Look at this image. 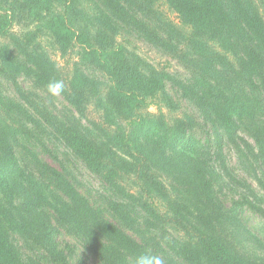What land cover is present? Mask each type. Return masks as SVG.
<instances>
[{
    "label": "trees",
    "instance_id": "16d2710c",
    "mask_svg": "<svg viewBox=\"0 0 264 264\" xmlns=\"http://www.w3.org/2000/svg\"><path fill=\"white\" fill-rule=\"evenodd\" d=\"M157 1L0 0V38L8 39L0 43V76L16 83L24 73L39 85L62 80L63 97L81 117L89 107L100 112L99 122H62L61 133L107 183L101 193H85L72 175L22 146L34 136L28 124L41 125L0 90V264H70L48 211L83 235L102 264H134L145 249L165 264H264L236 245L244 206L264 220V197L252 189V200L240 193V201L226 207L223 195L240 185L225 152L231 143L242 144L239 130L251 135L255 145L243 146L262 170L258 182L264 179V17L252 0H165L189 27L178 37L195 71L176 85L203 118L201 140L191 131L192 117L173 113L166 92L171 76L116 39L129 30L170 45L144 12ZM23 15L27 25L14 30ZM52 53L70 59L62 65ZM161 104L166 112L148 110ZM123 150H134L135 156L128 153L134 163L146 164V173H137L144 201L124 186L133 163L119 154ZM150 161L186 189L183 197L168 196L176 187L164 184ZM159 193L168 198L169 216L156 208ZM170 222L184 231V241L166 237Z\"/></svg>",
    "mask_w": 264,
    "mask_h": 264
},
{
    "label": "rangeland",
    "instance_id": "374dc122",
    "mask_svg": "<svg viewBox=\"0 0 264 264\" xmlns=\"http://www.w3.org/2000/svg\"><path fill=\"white\" fill-rule=\"evenodd\" d=\"M252 1L260 8L264 17V0ZM144 12L150 18L149 21L154 26L160 28L164 39H171L170 45L154 43L136 33H130L129 30L121 31L116 39L126 47L128 52L135 54L147 65L164 71L171 76L172 80L166 82V92L171 97L173 106L175 107L173 113L176 116L192 117L193 128L191 131L203 140L205 138V134L201 128L203 118L199 115V111L194 103L182 95V91L176 85L178 82L185 83L193 75L192 72L194 73L195 71V68L190 64L191 59L189 60V57L186 56L188 54L187 45L178 37L179 33L189 34V27L181 24L178 14L165 0L157 1ZM18 21L20 22L13 27L14 30L20 29L19 27H25L28 19L23 15V19H19ZM7 40L1 37L0 43H6ZM171 45H174V48H171ZM216 50L221 51L220 49ZM223 53L227 52L223 51ZM52 58L56 62L59 61L62 65L66 64V61L70 59V57H59V53H52ZM0 90L4 95L13 97L22 103L36 119V122L41 125L34 124L31 126L28 124L33 130L34 136L28 140H23L21 145L38 153L51 168L72 175L79 181L83 192L90 195H95L96 192L101 193L107 183L100 180L85 166L82 160L75 155V152L61 133L62 122L80 120V122L87 125L91 120L99 122V115L101 113L93 111L89 107V110L81 117L65 100L62 94L51 96L47 91L46 85H39L36 80L24 73L16 76V83L0 76ZM159 109L163 112L167 111L163 104H161L160 108L157 106H150L148 108L150 112L155 114L159 113ZM236 141L242 144L234 146L231 143L225 148L226 164L233 176H236L240 180V185L237 187L233 184L232 188L228 186L223 190L224 198L228 201L225 203L226 207H229L233 202L240 201V193H248L251 196L249 199L252 200L251 193H254L252 189L257 191L258 195L264 197V179L258 182V174L262 170L255 163L254 155L243 146L247 144L255 145L248 130H239ZM21 145L19 149L22 148ZM241 150L243 152H240ZM131 151L134 150H130L128 153L135 156ZM253 151L256 153L258 149L256 148ZM128 153L125 150L119 152L120 155H124L125 160L133 163L130 174H125L122 180L128 191L134 192L138 196L140 195L144 201L146 200V192L140 189L137 173L144 175L146 172L143 166L146 164L144 162L134 163V157ZM149 165L154 171L158 172L159 178L164 184L170 185L172 183L176 187L174 194L168 185L169 192L172 193L168 196L172 198L175 196L179 198L183 197L181 191H186V189L179 186L172 175L164 170H158L155 166L151 165V161ZM255 194L257 195V193ZM156 199L158 203L156 208H158L160 214L166 216L165 213H167L169 216L171 210L168 207L170 208L171 206L168 203V198L159 193L156 195ZM47 213L50 214L51 224L56 227V240L59 246L68 253L70 264H102L94 250H92L89 241L83 235L75 232L70 226L58 222L52 211H48ZM239 224L237 227H240L238 229L242 236H237L240 241V243L236 241L237 247L239 246L242 250L245 249L244 251L250 255L264 258V220L262 217L252 209L244 206ZM179 228V225L170 222L166 228V237L168 236L172 240L178 239L180 242L184 241V231L182 230V232ZM242 250L240 251L242 252ZM23 258L25 259L24 256Z\"/></svg>",
    "mask_w": 264,
    "mask_h": 264
},
{
    "label": "clouds",
    "instance_id": "9594fccd",
    "mask_svg": "<svg viewBox=\"0 0 264 264\" xmlns=\"http://www.w3.org/2000/svg\"><path fill=\"white\" fill-rule=\"evenodd\" d=\"M47 91L51 96H58L65 90L62 80H52L46 85ZM134 264H165L163 258L153 253L150 249H145L135 257Z\"/></svg>",
    "mask_w": 264,
    "mask_h": 264
}]
</instances>
